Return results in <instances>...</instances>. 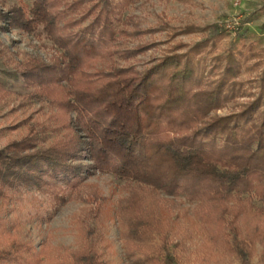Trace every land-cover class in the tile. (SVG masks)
Returning <instances> with one entry per match:
<instances>
[{
	"label": "trees",
	"instance_id": "obj_1",
	"mask_svg": "<svg viewBox=\"0 0 264 264\" xmlns=\"http://www.w3.org/2000/svg\"><path fill=\"white\" fill-rule=\"evenodd\" d=\"M114 1L32 0L28 17L19 10L0 17L26 34L43 35L57 50L49 63L28 57L22 64L20 76L30 89L23 97L46 106L48 124L28 127L21 140L0 150V206L30 190L51 209L87 198L101 201L81 175L90 167L127 185L114 215L126 258L172 264L168 256H136V246L152 234L164 244L160 194L183 196L207 209L223 203V212L229 202L245 203L264 217V88L238 112L211 116L234 99L238 63L231 53L216 57L209 73L221 70L220 75L207 82L205 66L192 59L205 41L185 54L156 59L143 71L98 68L107 58L127 62L152 47L114 49L116 39L126 35V20H120ZM261 74L264 81V67ZM5 93L0 87V95ZM98 207L81 217L84 245L69 264H105L110 243L104 208ZM231 235L228 249L248 264L246 241ZM31 252L12 239L0 248V264H16Z\"/></svg>",
	"mask_w": 264,
	"mask_h": 264
},
{
	"label": "rangeland",
	"instance_id": "obj_2",
	"mask_svg": "<svg viewBox=\"0 0 264 264\" xmlns=\"http://www.w3.org/2000/svg\"><path fill=\"white\" fill-rule=\"evenodd\" d=\"M31 3L32 0H0V17H10L18 10L28 17ZM114 4L120 20H126V35L116 39L114 49L152 47L127 62L117 57L107 58L98 68L133 67L143 71L156 59L185 54L205 41L207 46L200 56L192 59H200L205 66L207 82L215 83L220 75L221 70L209 73L216 57L231 53L238 63L234 99L211 116L238 112L257 97L261 86L264 88L261 74L264 0H115ZM178 46L181 48L171 51ZM56 54L55 47L43 35L26 34L0 21V87L6 91L0 95V150L10 142L21 140L28 127L48 124L46 106L23 97L30 89L26 88L20 72L28 57L49 63ZM82 164L88 166L89 162ZM81 175L101 201L94 203L87 198L86 202L71 201L51 209L44 196L30 190L20 192L8 205L0 206V248L15 239L32 249L31 254L16 264L71 263L72 253L84 245L80 219L99 205L104 208L105 237L110 243L105 264H136L125 256L122 228L114 216L118 203L128 195L126 183L90 167H85ZM159 197L165 221L164 244L158 235L152 234L148 241L136 246V256H168L172 264H240L227 247L231 234L236 233L246 241L248 264H264V246L260 244L264 217L255 215L247 204L229 202L223 212V203L207 209L187 202L183 196L160 194Z\"/></svg>",
	"mask_w": 264,
	"mask_h": 264
}]
</instances>
